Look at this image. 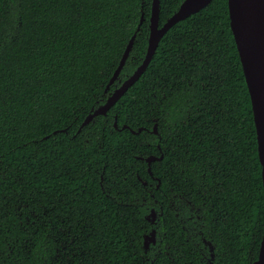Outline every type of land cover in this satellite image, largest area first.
I'll return each instance as SVG.
<instances>
[{
  "label": "trees",
  "instance_id": "trees-1",
  "mask_svg": "<svg viewBox=\"0 0 264 264\" xmlns=\"http://www.w3.org/2000/svg\"><path fill=\"white\" fill-rule=\"evenodd\" d=\"M183 2L160 0V27ZM152 4L0 0V264L258 259L262 166L228 0L173 26L142 77L79 132L143 63ZM135 33L124 69L106 90ZM212 100L230 109L218 147L194 134L197 111ZM189 108L191 126L182 124ZM150 156H163L151 172ZM153 229L162 242L151 263L144 238ZM65 233L83 242L86 260L75 249L54 257Z\"/></svg>",
  "mask_w": 264,
  "mask_h": 264
},
{
  "label": "water",
  "instance_id": "water-1",
  "mask_svg": "<svg viewBox=\"0 0 264 264\" xmlns=\"http://www.w3.org/2000/svg\"><path fill=\"white\" fill-rule=\"evenodd\" d=\"M213 0H184L180 8L172 17H170L167 22L160 27V11L161 3L160 0H153L151 17H150V35H149V45L146 57L143 63L138 67L134 74L124 81L119 88H117L107 99L106 103L99 108H97L93 113L88 115V117L83 122L79 129L89 125L94 118L98 116H107L111 108L125 95L131 86H133L146 72L149 67L156 50L163 39V37L168 33V31L180 23L186 20L188 17L200 12L202 9L206 8L212 3ZM229 5V16H230V26L233 32V36L236 42L237 50L240 56V60L243 67V72L245 68V60L241 58V46L239 43V33H243L247 41L246 56L251 57L260 66L264 64V0H228ZM144 14L138 31L141 29V24L144 22ZM137 33H135L130 40L121 62L115 71L110 83L106 90H109L111 85H113L119 78L122 70L124 69L126 62L133 49ZM245 75V74H244ZM245 80L247 82V77L245 75ZM250 94V93H249ZM254 117V116H253ZM115 128H118L117 121L115 122ZM123 128H127L124 126ZM141 131V130H140ZM133 133H137L134 132ZM154 133L158 134V125L154 127ZM257 133V132H256ZM257 143H258V156L262 166V181L264 188V134H262L261 139L257 133ZM163 158H157L150 156L146 158V162L149 165V171L151 172V166L154 161L161 160ZM152 216V214L150 215ZM151 224H153L152 219L148 217ZM156 230L153 229L150 234L145 235L144 247L150 246V244H155ZM149 237L151 241H149ZM253 264H264V232L261 241L260 251L258 259Z\"/></svg>",
  "mask_w": 264,
  "mask_h": 264
},
{
  "label": "snow or ice",
  "instance_id": "snow-or-ice-1",
  "mask_svg": "<svg viewBox=\"0 0 264 264\" xmlns=\"http://www.w3.org/2000/svg\"><path fill=\"white\" fill-rule=\"evenodd\" d=\"M238 35L241 46L240 55L241 58L245 60L244 74L247 77L245 87L250 93L247 100L248 110L253 113L254 131L259 134L261 139L262 134H264V64L257 66L251 57L246 56V37L242 32ZM194 66L195 64L193 63V67ZM188 103L190 104V101H188ZM217 103V100H212L210 105L206 107L203 112L197 111L196 113L195 120L199 121V124L196 126V132L194 134L200 138L199 142L201 144L204 143L205 134H207L206 138L209 143L217 147L220 144V140L223 138L224 133L221 130V121L224 119L225 113L230 111V109L217 107ZM192 112L193 110L191 108L184 112L182 124L191 126L194 123ZM65 238L67 244L62 245L59 250L54 252V257L62 258L64 253L71 255L72 250L75 249L77 253H80L79 258L81 260H86L83 242H80L77 236H72L68 233H65Z\"/></svg>",
  "mask_w": 264,
  "mask_h": 264
},
{
  "label": "flooded vegetation",
  "instance_id": "flooded-vegetation-1",
  "mask_svg": "<svg viewBox=\"0 0 264 264\" xmlns=\"http://www.w3.org/2000/svg\"><path fill=\"white\" fill-rule=\"evenodd\" d=\"M151 214H152L151 218H152L153 224H156L157 223V213L155 212V210H152ZM149 241H151L150 237H149ZM158 242H162V240H161V237L159 236V234L156 232L155 244L152 243V244H150V246L148 245V246L145 247L146 253L147 252H151V254H150L151 260H150V258H147L146 259L147 262L150 261L151 263H153L156 260V256H157V252L156 251H160V249H159L160 247L157 245ZM151 245H153L154 247L157 246V249L154 248L152 251H150ZM153 257H154V259H153Z\"/></svg>",
  "mask_w": 264,
  "mask_h": 264
}]
</instances>
